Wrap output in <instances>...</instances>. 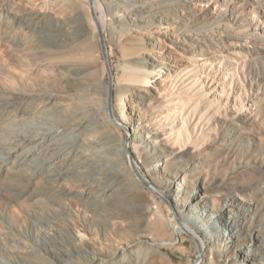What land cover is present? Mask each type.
I'll return each instance as SVG.
<instances>
[{
    "label": "rangeland",
    "instance_id": "obj_1",
    "mask_svg": "<svg viewBox=\"0 0 264 264\" xmlns=\"http://www.w3.org/2000/svg\"><path fill=\"white\" fill-rule=\"evenodd\" d=\"M100 1L108 7L105 13L108 16L103 18L109 25L102 34L107 62L99 32L90 24L94 18L90 12L91 0H0V93L60 91L59 105L71 123L81 114L85 119L97 118L94 123L103 125L97 129L93 126L84 137L83 150L97 159L99 152L106 162L107 173L118 170L121 157L103 144L104 138L112 137L128 145L126 149L133 155L129 158L132 170L128 175L122 174L116 183L127 185L107 195L101 191L96 201L99 207L72 200L70 210L63 214L66 220L88 227L89 230L77 229L74 236L86 239L90 247H98L102 252L125 247L133 252L132 257L108 258L103 264H218L215 244L206 240L208 252L204 254L197 244L203 233L177 219L175 201L172 196L164 195L167 180L161 172L170 164L179 182L190 184L187 188L190 196L205 203L208 216H219L220 209L225 208L226 220H240L239 232L248 239L247 227L264 222V0H132L131 5H123L121 0ZM118 3L121 4L118 8L111 7ZM20 12L41 16L43 26L49 30H54L57 22L83 15L89 36L77 40L71 52L58 54L61 58L40 52L39 34L29 25H19L16 21L14 15ZM84 54L89 55L85 56L87 61L82 60ZM123 57L148 62L143 69L148 75L145 83H131L149 87L148 101H140V92L135 88L121 99L119 89L130 79L124 73ZM75 59L81 62H73ZM63 63L70 69H89L80 76L75 88L77 94L68 93V86L57 82L54 69ZM132 66L126 71L138 74L137 65ZM59 77L64 82L69 74L62 72ZM109 78L111 99L109 94L101 92L109 85ZM93 87L100 91L94 93ZM28 104L31 114L27 119L18 110L4 111L0 106L5 117L0 124L3 129L0 160L9 164L15 160L9 152L19 135L31 130L41 136L44 129L60 124V117L44 110L41 100H28ZM104 106H108V113L103 112ZM137 128H144V143L152 140L153 145L164 151L165 158L155 160L151 166L145 163L141 143H133ZM65 134L73 139L78 135L72 128ZM66 141L61 139L57 143L65 145ZM58 149L59 153L70 152L62 146ZM31 150L34 152L36 145L26 147V152ZM188 156L194 157L190 163ZM3 169L4 165L0 164V264H15L12 251H23L25 256L31 246L42 248L37 243L32 203L19 204L11 198L10 182L4 177ZM112 174L116 176L117 172ZM87 181L92 182L89 174ZM232 199L249 210L247 218H238L234 208L226 204ZM102 219L120 225L123 235L110 230L98 232L99 226L86 222ZM156 225L162 227L160 233L155 230ZM174 225L184 231L182 237L174 233ZM26 226L31 234L22 237V244L6 239L20 238L18 231ZM5 233L11 235L6 234L2 239ZM124 238L139 240L129 249ZM261 257L264 255L255 264H264ZM84 260L83 257L71 264H81Z\"/></svg>",
    "mask_w": 264,
    "mask_h": 264
},
{
    "label": "bare ground",
    "instance_id": "obj_2",
    "mask_svg": "<svg viewBox=\"0 0 264 264\" xmlns=\"http://www.w3.org/2000/svg\"><path fill=\"white\" fill-rule=\"evenodd\" d=\"M131 1L132 0H121V3L124 2L123 5L125 3L131 5ZM135 4L136 3H134V5ZM119 6H121L120 3L114 4L111 7L114 9L118 8ZM107 8L108 7H105L100 0H91L90 12L94 18L93 20L91 19L90 24L95 29V32H99V37L105 31L107 25H109L108 21L105 19L107 15H105ZM153 15L158 14L156 13ZM14 17L19 25H29L39 34L40 40L37 46L39 51L51 55L57 56L60 53H67L68 51L71 52V48L76 46L78 44L77 42L81 38L87 39L89 36V30L87 28L88 25L86 24L83 15L80 14H76L67 22H57L54 30H49L43 26L42 17L39 15L36 17V14L31 15L25 12H20L16 13ZM85 56L88 58L89 55L87 56L84 54V58H82V60L87 61L85 60ZM59 58L61 57L59 56ZM152 59L154 61L156 60L154 57H152ZM73 62L81 61L75 59ZM121 63L123 64L122 66L124 73L130 78L127 81L128 84L119 89L121 99L124 97V94L129 93L131 89L135 88L140 92L138 97L140 101L143 103L148 101L150 99V90L148 89L149 87L144 85L142 87H137L131 84L145 83V79H148V75L143 69L148 66V62L140 58L132 59L130 57H123ZM132 65H137L138 74L131 75L126 71L127 69H131L133 67ZM54 70L57 82L62 83L61 85L63 86H68V93L74 91V93L77 94L78 91H76L75 88H78L77 83L80 80V76L86 75L89 69L85 67L70 69L69 66L63 63L57 64ZM62 72H67L69 74V77L65 79L64 82L63 79L59 77ZM158 75L159 72L156 74V76ZM93 89L94 93L100 91L96 87H93ZM58 92L60 91L43 94L36 93L14 95H7L3 92L0 93L1 108L4 111L11 109L18 110L21 113V117L23 119H27V116L30 117L31 111L28 100L33 99L41 100L45 106L44 110H47L51 113L53 112L57 117H60V124L44 129L45 132H43L41 136H39L37 132L35 135V133H32L31 130H29V133L19 135L14 147L10 149L9 152L10 158L13 157L15 159L13 160V163L11 162L9 164L6 161L0 160V164L4 165L3 175L10 182L9 186L11 198L19 204L24 201H29L32 203V205H30L33 208L32 214L36 220L35 225L37 243L42 248L41 251L40 249H36L33 246L29 247V249L26 251L27 256L22 255L24 254L23 251H12L14 263L53 264L47 259H44L45 257L43 253L49 256L56 264H71V262L79 261L83 257L85 260L81 264H103L105 259L108 258L122 259L126 257H132L133 252L126 249L125 247H118L111 251L109 250L103 252L98 247H90L86 239L80 240L74 236V231L77 229L87 230L88 227L85 224L80 223L76 225L72 220H66L64 218V215L71 208H68V206L71 205L70 202L72 200H79L86 205L96 204V206L99 207V203L96 201L97 198L100 197H98V194L101 191L102 194L107 195L110 191L116 192V189H121L122 185H127L125 182H119V184L116 183H118V180L122 174H130L132 169L131 165L129 164V158L133 157V155L129 152L130 150L128 151L126 149V146L128 145L125 144V141L117 142L116 139L112 137H105V141L102 143L104 145L110 146L111 150H115V156L118 158L121 157L119 165L117 166V168L119 167L118 170H113L114 172H117L116 176L112 174L114 172H105L104 166L106 165V162L102 161V155L96 151L99 158L97 159L96 157L88 155L83 150V145L85 144L84 137L87 136L89 132H91L93 126H95V129H97V127H101L103 124L94 123L97 118H90L91 116L87 119L83 118L84 114L77 115V119H74V122L71 123L69 118H65L66 115L63 113L64 111L59 105ZM101 92L108 96L109 87L106 85L103 87ZM103 112L108 113V106L103 107ZM3 115L4 114L0 113V124H2L3 120H5ZM107 122L114 126L110 119H108ZM71 128L74 133L78 134L76 135L77 138L75 139L69 138L67 137L69 135L65 134V132ZM143 129L144 128H137V135H135L133 143H141V151L142 156L145 159V163L148 166H151L152 162H155V160L159 158H165L166 155L160 147L152 144V140L149 142V144L144 143V138H142ZM2 130L3 129L0 127V132ZM61 139L67 140L68 144H58V140L61 141ZM32 144L36 145V150L34 152H32V150L26 152V147ZM58 146L68 148L70 152L65 154L59 153L57 151L59 150ZM20 157L22 158L19 160L18 158ZM193 159V156L187 157L189 163ZM27 165L28 167L25 168ZM168 165L169 166L164 167L163 171L161 172V174L167 180V190L164 195L172 196L173 200L175 201V205L177 206V219L179 222L185 225H193L197 228V230H200L203 233V238L198 237L199 243L197 244H200L204 254H207L208 252V246L206 244V240H208L209 243H213L216 246L215 251L218 258V264H255V262L260 259V255H264V222L259 223L255 227H247L248 233L250 234V238L248 239L243 233L241 234L239 232L240 220H234V222H229L226 220L225 208L220 209V207H218L220 211H222V213H219V216H208L205 203H203V201L199 200L197 197L190 196L187 189L190 184L179 182L178 178L176 177L177 173L172 170L170 164ZM44 168L46 169L45 171ZM192 173L196 174L198 171ZM88 174L89 178H91V183L87 181ZM99 178L101 181H99ZM33 181L40 182V184L32 185ZM69 183H74L76 185H67ZM72 187H75L76 189H71ZM39 197L40 199L35 201V199ZM226 204H228L229 207L234 208V210L239 214L238 218L242 216L243 218H247V211L249 210L244 206L241 207L238 205L236 199L227 200ZM86 222L87 224L89 223L91 225L99 226L98 229H96L98 232L109 233L110 230L111 232L118 235H123V228L120 225H117V223L111 224V220H86ZM155 230L160 233L162 227L160 225H156ZM173 230L175 234L177 233L181 237L184 234V231L178 225H174ZM18 232L21 236L20 238L16 237L17 239H15L8 236L6 239L8 238V240L10 239L16 243L22 244L23 238L31 234V230L27 226L26 229H19ZM11 233H5L2 235V239H5V236L8 234L11 235ZM138 240L139 239H133L132 241H129L125 239L124 243L129 249H132V245L136 244ZM214 240L216 241L214 242ZM247 242L251 244L247 245ZM50 244L51 247H49ZM232 247H235V249L230 250ZM261 259L264 260V257H261Z\"/></svg>",
    "mask_w": 264,
    "mask_h": 264
},
{
    "label": "water",
    "instance_id": "obj_3",
    "mask_svg": "<svg viewBox=\"0 0 264 264\" xmlns=\"http://www.w3.org/2000/svg\"><path fill=\"white\" fill-rule=\"evenodd\" d=\"M100 38H101V42H102V49H103V54H104V57H105V61L107 62V54H106V50H105V45H104V41H103V37L102 35H100ZM110 79V78H109ZM109 98L111 99L112 97V83H111V79L109 80ZM143 180V182L146 184V186L148 188H152V185L149 184L148 181H146L144 178H141Z\"/></svg>",
    "mask_w": 264,
    "mask_h": 264
}]
</instances>
